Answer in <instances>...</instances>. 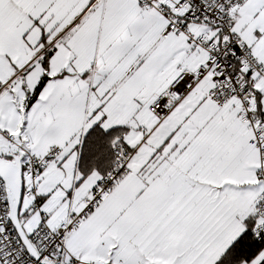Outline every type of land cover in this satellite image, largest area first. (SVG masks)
Returning a JSON list of instances; mask_svg holds the SVG:
<instances>
[{
	"label": "snow or ice",
	"instance_id": "obj_1",
	"mask_svg": "<svg viewBox=\"0 0 264 264\" xmlns=\"http://www.w3.org/2000/svg\"><path fill=\"white\" fill-rule=\"evenodd\" d=\"M0 264H264V0H0Z\"/></svg>",
	"mask_w": 264,
	"mask_h": 264
}]
</instances>
